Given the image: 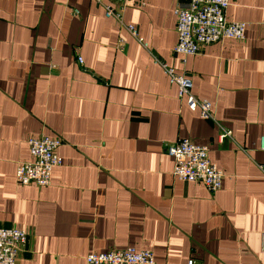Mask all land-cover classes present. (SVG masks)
<instances>
[{
  "label": "crops",
  "instance_id": "obj_1",
  "mask_svg": "<svg viewBox=\"0 0 264 264\" xmlns=\"http://www.w3.org/2000/svg\"><path fill=\"white\" fill-rule=\"evenodd\" d=\"M188 1L127 2L123 22L145 47L106 16L112 0H0V227L28 232L16 264L128 247L156 264H264V0H230L243 40L186 56L175 10ZM156 59L191 78L212 119ZM41 135L62 140L63 164L49 186L21 185ZM183 137L210 147L220 190L174 177L166 145Z\"/></svg>",
  "mask_w": 264,
  "mask_h": 264
},
{
  "label": "built area",
  "instance_id": "obj_2",
  "mask_svg": "<svg viewBox=\"0 0 264 264\" xmlns=\"http://www.w3.org/2000/svg\"><path fill=\"white\" fill-rule=\"evenodd\" d=\"M100 1V0H98ZM129 0H112L105 4L108 17L116 18L138 41L147 47L134 25L123 22L124 11ZM230 0H189L175 10L177 17L178 41L174 52L182 55H195L204 47L225 39L243 40L246 37L247 23L231 21L227 18ZM83 63L82 57H78ZM169 76L170 82L178 86V97L186 101L191 110H198L203 119H212V103L209 99H200L192 91L193 82L185 74H179L166 63L156 59ZM229 131L222 133V137ZM60 138L41 135L29 139L31 160L18 164L16 179L21 185L32 183L47 187L51 184L54 168L63 164L58 153L62 145ZM264 150V136L261 137ZM166 151L174 158L173 175L185 182H201L210 191L221 189L224 172L212 162L210 147L197 144L190 138L183 137L167 143ZM264 171V165H260ZM28 232L18 227H0V264H16L19 254L26 247ZM191 259L188 264H193ZM86 264H156L152 250H137L134 247L115 249L106 252H92L86 256Z\"/></svg>",
  "mask_w": 264,
  "mask_h": 264
}]
</instances>
